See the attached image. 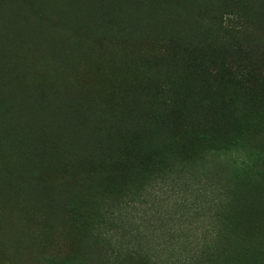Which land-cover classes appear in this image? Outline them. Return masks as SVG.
I'll return each instance as SVG.
<instances>
[{"label": "rangeland", "instance_id": "obj_1", "mask_svg": "<svg viewBox=\"0 0 264 264\" xmlns=\"http://www.w3.org/2000/svg\"><path fill=\"white\" fill-rule=\"evenodd\" d=\"M170 142L192 166L142 178ZM255 154L264 176V0H0V264H264ZM232 192L233 253L193 210Z\"/></svg>", "mask_w": 264, "mask_h": 264}, {"label": "trees", "instance_id": "obj_2", "mask_svg": "<svg viewBox=\"0 0 264 264\" xmlns=\"http://www.w3.org/2000/svg\"><path fill=\"white\" fill-rule=\"evenodd\" d=\"M236 142V141H235ZM188 143H183L180 151L184 152L186 147H187ZM238 145V144H237ZM173 143L170 142L167 144V148L165 150V152H163L162 154H157L156 155V159H158V161L160 162V165L157 166V168H155V170H150L147 171L145 173H142L143 177L145 178V180L149 179L150 177L154 176V175H160V174H164L166 173L168 170H170V173H173L175 170H186L187 168H189V166H192L191 163L188 164L187 161H189V159L186 157L185 159H181L180 157L178 159L179 160H175V164L169 166L168 163V157L169 155H171V151L173 149ZM200 152L201 150H199V152H194L193 155L196 158H200ZM193 155H186V156H190L191 158L193 157ZM260 162V159L258 158L257 154H255L248 162V164L246 165L245 169H239L236 172V176L237 177H250V176H255V178L260 179L258 180V185H261L264 183V176L259 174V172L255 171L256 167L258 166ZM187 163V164H186ZM161 166V167H160ZM182 172V171H181ZM243 172V173H242ZM179 173V172H177ZM241 173V174H240ZM141 175V174H138ZM238 179V178H237ZM144 180V181H145ZM130 189L133 188V186L129 187ZM123 189V190H119L117 188H112L111 190H103L100 192V195L102 196V201H104L106 204H110L113 201H115V199H117L118 197L121 196H127L128 194H130V189ZM137 190V189H136ZM261 190V189H259ZM201 192V191H200ZM204 193L206 192L205 190L203 191ZM208 193V192H207ZM231 194V193H230ZM232 196H230L229 201L225 202L226 204L224 205L225 210L227 211V213L225 214H221V220L215 223L214 222V217L212 216L211 218L209 216H207L208 211H206L205 209V205H203L200 201L202 199V196H200L199 201L196 202L195 206H194V214L197 215V218H199V216L202 214V216H204L205 222L206 220L209 222H213V231H211L212 235L211 237V241L216 242V244L218 243V241L221 243L222 240L225 242L226 245H229L230 250L232 252L233 248H235L238 244V242H235L232 240V232L234 231V233L236 232L235 230V224H238L237 219L235 218L234 215H229L228 211L233 212L232 210L234 209V202L232 200H234L232 197L235 194V192H232L231 194ZM187 201H184V203H186ZM92 204V205H91ZM95 205L94 210L89 211L88 208H91ZM222 206V204H220ZM85 208L84 210H82L79 214H77V216H75L76 218H74V221L78 224V228L82 231H84V233H90L92 234L93 237H99V235L96 233V226L98 225L96 222H102L104 221V219H102V215H101V209L97 210V202H92L88 205V203L84 204ZM229 215V216H228ZM100 217L101 219L96 220V218ZM182 218H185L182 217ZM211 219V221H210ZM181 220V219H179ZM182 221V220H181ZM101 224V223H99ZM215 225V226H214ZM220 228H219V227ZM217 228H219V233ZM83 239V238H82ZM209 246V245H208ZM207 246V247H208ZM206 249V248H205ZM210 249V248H208ZM207 249V250H208ZM78 251L75 252V254L70 255V257L67 259L70 262H66V264H74L75 260H76V255H77ZM215 253V252H213ZM233 253V252H232ZM208 254L212 255V260L210 259V263L211 264H221V263H225L227 264V262L230 261V258H226V253L224 255H220L217 256L216 254H212V251L209 252L208 250ZM207 256V254H204L203 257ZM213 256H217L219 259H214ZM232 258V257H231ZM221 260V261H219ZM224 260V261H222ZM185 262H187L188 264H193L195 261V256L190 257L189 261L188 258L184 259ZM72 262V263H71ZM205 260H203V264Z\"/></svg>", "mask_w": 264, "mask_h": 264}]
</instances>
